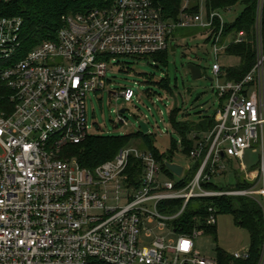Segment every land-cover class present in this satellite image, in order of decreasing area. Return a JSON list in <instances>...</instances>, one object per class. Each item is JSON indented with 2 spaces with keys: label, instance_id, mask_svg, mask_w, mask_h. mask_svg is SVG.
<instances>
[{
  "label": "built area",
  "instance_id": "2783aa9c",
  "mask_svg": "<svg viewBox=\"0 0 264 264\" xmlns=\"http://www.w3.org/2000/svg\"><path fill=\"white\" fill-rule=\"evenodd\" d=\"M204 2L199 0L200 8ZM263 5L259 0L258 35ZM216 19L225 23L218 12L204 22L200 10L172 21L152 0H115L110 7L63 17L55 39L25 51L23 18L0 15V264H221L197 250L203 230L178 232L177 221L203 205L207 217L195 221L200 227L215 226L216 200L222 198L253 200L264 221L262 36L253 69L243 80L224 84L219 56L228 44L219 43L223 26L212 42V92L221 105L211 130L191 134L195 146L187 174L184 167L180 177L167 168L172 176L166 174L155 155L139 146L122 148L93 169L69 153L92 135L87 95L104 89L111 58L152 57L168 51L177 28L198 24L210 31ZM244 37L238 33L235 42ZM120 96L131 101L135 93L126 89ZM124 114L120 124H126ZM178 147L183 153L181 140ZM248 152L258 156L256 165L245 164ZM225 159L234 168L230 185L214 180L226 183ZM194 168L191 180L177 188ZM177 200L182 201L177 212L163 211ZM230 256L223 264H247L250 248ZM258 264H264V239Z\"/></svg>",
  "mask_w": 264,
  "mask_h": 264
},
{
  "label": "rangeland",
  "instance_id": "374dc122",
  "mask_svg": "<svg viewBox=\"0 0 264 264\" xmlns=\"http://www.w3.org/2000/svg\"><path fill=\"white\" fill-rule=\"evenodd\" d=\"M204 1L199 10L204 22H207L209 13L206 0ZM195 4L196 0L188 2L184 0L181 15ZM243 8V5H238L230 12H224L223 15V12H219V14L223 16L225 23H231ZM225 23H221V27ZM224 34L222 31L219 41L221 45L230 44L235 38V35L224 37ZM209 36L210 31L198 24L177 28L170 39L169 49L166 51L167 65L157 62L153 57L111 58L104 89L99 93L92 92L87 95L90 133L113 138L132 136L128 146H139L145 149L143 140L136 137L140 133V122L144 121L149 125L150 134L155 136V148L160 154H164L170 149L172 139L180 141V136L174 130L170 120L174 109H181L177 118V122L181 124L196 123L200 118L204 120V117L213 118L221 102L217 94L212 92L216 82L209 81V79L216 80L211 70L216 61L214 45L209 40ZM261 36L262 32L258 35L256 31V48H258V39ZM172 48H175V51H172ZM219 63L222 68L226 69H236L241 64L238 58L227 56L225 53L219 56ZM189 64H194L201 69L202 78L196 80L192 78L188 69ZM226 77H223L220 82L224 84ZM163 81L170 83L172 91L159 84ZM126 89L135 93L133 100L127 101L120 96V93ZM122 110H126L124 114L126 124L119 122ZM178 150H180L179 147ZM178 150L175 152L173 161L184 167L187 174L191 164L190 159ZM257 159V155L248 152L244 162L253 166L256 165ZM222 164H225L229 171L226 183L218 177L214 180L217 184L230 185L233 182L231 175L234 168L230 165V159H225ZM163 178L167 179V177ZM173 180L176 179L173 178ZM245 180L244 175L238 179V182L243 183ZM200 223L197 221V227L204 231L200 228ZM213 227L216 228L215 236L204 231L203 235L196 239V248L204 257L217 259L219 249L233 255L237 252L244 253L250 248L251 235L248 230L238 225L234 215L219 214L217 224ZM154 235L168 236L169 233L168 231H155Z\"/></svg>",
  "mask_w": 264,
  "mask_h": 264
},
{
  "label": "trees",
  "instance_id": "16d2710c",
  "mask_svg": "<svg viewBox=\"0 0 264 264\" xmlns=\"http://www.w3.org/2000/svg\"><path fill=\"white\" fill-rule=\"evenodd\" d=\"M115 0H0V15L6 17H22L24 20V29L22 33V41L25 51L32 49L41 42L55 39L57 31L63 27V17L69 15L84 14L94 9L110 7ZM153 3L162 8L163 15L167 20L177 21L182 13V5L184 0H152ZM259 0H206L208 13L212 12H227L238 5H243L244 8L239 16L231 23H225L222 27L224 37L227 35H235L234 40L228 44L225 55L236 57L240 60V66L236 69L222 68L223 73L227 74V80L239 82L253 69L257 61L256 48V26H257V11ZM199 0L196 4L187 9V13L197 14L199 12ZM221 29V23L218 19L214 22V27L210 30L209 40L214 41L216 35ZM243 32L245 37L242 43H236V36ZM262 38L264 43V5L262 13ZM157 62L167 65V52H162L152 56ZM162 87L169 91L170 83L163 81L159 83ZM181 109H174L171 113V123L174 130L180 136V140L184 146L183 153L187 156L194 149L195 141L191 140L192 133H203L211 130L215 124V117L200 118L196 123L181 124L177 122V118ZM137 138L142 139V143L146 149L151 151L156 159L162 164V170L172 176L164 165V160L173 161L175 152L178 150V142L172 139L171 147L167 153L160 154L155 148V136L138 133ZM132 139L129 138H113L100 135H91L87 140L79 145L72 147L69 151L82 167L93 169L109 160H112L118 151L128 146ZM195 168L192 169L187 178L180 183L177 188L185 186L193 177ZM131 181L136 184L137 181L134 175L131 176ZM238 187H245L239 184ZM208 189H217L214 185H208ZM216 203L219 206L220 214L234 215L238 225L249 231L251 235L250 260L247 264H258L263 239H264V221L262 210L259 205L248 198H222L217 199ZM182 205V201H171L163 206V211L166 207H170L167 214L177 212ZM199 211L189 209L176 223L178 232L190 233L196 228V218H206L205 207L199 206ZM205 233L216 235L215 227H200ZM232 258L223 250H218V260L223 263H228ZM236 264H241L236 262Z\"/></svg>",
  "mask_w": 264,
  "mask_h": 264
},
{
  "label": "water",
  "instance_id": "95a60500",
  "mask_svg": "<svg viewBox=\"0 0 264 264\" xmlns=\"http://www.w3.org/2000/svg\"><path fill=\"white\" fill-rule=\"evenodd\" d=\"M172 51H175V48H172ZM188 69L190 70L192 78L194 80L202 78V71L198 66L194 64H189ZM209 81L212 82V79H209ZM125 112L126 110L121 111L122 114H124ZM140 128H141V132L144 134H147L149 132L148 125L143 121L140 122ZM164 164L166 168L177 177H180L182 175L184 169L181 165L168 160H164Z\"/></svg>",
  "mask_w": 264,
  "mask_h": 264
},
{
  "label": "crops",
  "instance_id": "0c3cea01",
  "mask_svg": "<svg viewBox=\"0 0 264 264\" xmlns=\"http://www.w3.org/2000/svg\"><path fill=\"white\" fill-rule=\"evenodd\" d=\"M234 9H235V8H234ZM234 9H233V10H234ZM230 11H232V10H230ZM230 11H229V12H230ZM241 12H242V11H240L239 14H240ZM223 14H224V13H222V15H223ZM239 14L237 15V17L239 16ZM222 17H223V16H222ZM237 17H236V18H237ZM236 18H235V19H236ZM224 22H225V21H224Z\"/></svg>",
  "mask_w": 264,
  "mask_h": 264
}]
</instances>
